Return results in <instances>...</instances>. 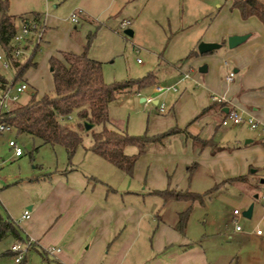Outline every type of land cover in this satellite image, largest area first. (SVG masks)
Segmentation results:
<instances>
[{
    "label": "rangeland",
    "instance_id": "rangeland-1",
    "mask_svg": "<svg viewBox=\"0 0 264 264\" xmlns=\"http://www.w3.org/2000/svg\"><path fill=\"white\" fill-rule=\"evenodd\" d=\"M8 1L9 13L18 18V26L21 25L19 17L30 19L34 13L47 16L50 22L59 21L58 26L53 29L54 32L49 35L48 43L41 41L36 51L35 44L27 49L25 47L28 44L22 45L24 55L21 59L26 61L33 54V62L38 67L36 70L30 68L31 70L23 76L32 89L20 96L17 105H25L34 89L38 90L37 95L53 92L49 57L57 50H75L80 53L87 44L89 33L94 35L89 56L102 64L103 77L107 84L136 81L153 75L158 85L168 89L174 86L180 77L176 75L178 66L182 67V77L189 74L190 78L186 82L196 76H202L199 68L201 65H207L205 62L202 64L203 54L197 53L190 59L187 58L193 52H198L199 43L204 42L205 34L212 29L213 24H216L217 31L224 32L230 25L235 26L238 20L229 13L228 2L225 0ZM79 12V23H73L71 17ZM126 23L129 25L123 27ZM126 30L133 31V36L126 35ZM223 48L217 52L222 54L228 49L227 45ZM0 55H4L1 49ZM212 72L213 69L208 73L209 76ZM0 74H5L10 80L14 77L13 71H6L1 62ZM186 82L179 86L177 91L166 90L159 93L155 90L156 85L138 92L126 91L109 107L110 127L125 131L129 135H143L145 132L149 135L152 132L153 120L157 122L160 119L157 116L158 106L141 100L153 98L169 109L179 98ZM192 86L194 85L189 87ZM199 120L204 128L209 126L217 129L219 123L221 125L219 116L201 117ZM220 128L230 130L223 126ZM94 130L99 131L101 127L96 126ZM176 136L165 141L164 146L169 148L167 152L176 138L179 141L182 139ZM10 140H14L22 148L24 155L21 158L14 157L13 150L8 145ZM91 143V134L85 133L84 146L88 148ZM127 152L135 154L136 149L128 148ZM85 156L81 149L72 161H69L62 146H41L39 139L17 134L16 130L0 135V214L16 219L27 199L46 195L56 179L67 177L66 169L74 165L89 178L98 177V196L114 189L118 191L121 203L122 200H127V191L136 190L135 196L134 193L128 195V200L144 212L143 224L147 225L151 219L149 213L152 207L162 201L158 197L149 196V193H142V186H134L129 178L132 176L112 167L104 159L98 158V164H95L92 157L86 159ZM55 170L62 172V175H58ZM80 172L77 177L82 176ZM93 172L98 174H92ZM189 185L192 191L198 193H204L213 187V184L203 180L193 181ZM181 188H188L187 184H182ZM122 195L125 196L121 197ZM251 205H254L253 217H242V213ZM235 210L241 213L239 224L243 232L237 233L234 230L231 219ZM263 214L259 200L253 199L250 184L232 183L213 191L203 204L194 205L187 225V234L203 247L211 264H264V254H261L257 262L253 263L251 260L250 252L255 250L256 245L251 243L252 240L248 236L251 231L256 230L257 225L264 226L259 222ZM11 241V238H7L0 242V255L11 246ZM27 257L28 264H51L36 252L28 253ZM0 264L15 263L12 258L5 257L0 260Z\"/></svg>",
    "mask_w": 264,
    "mask_h": 264
},
{
    "label": "crops",
    "instance_id": "crops-1",
    "mask_svg": "<svg viewBox=\"0 0 264 264\" xmlns=\"http://www.w3.org/2000/svg\"><path fill=\"white\" fill-rule=\"evenodd\" d=\"M228 7L229 13L234 15L235 20L238 19L236 25H230L232 27L229 26L227 31L219 32L215 29L216 24H213L212 29L205 34L204 42L222 44L218 49L221 51L231 36L249 35V38L236 48L226 49L222 54L218 50L203 54L202 64L205 62L207 65H201L200 68L205 66L206 72H201L199 68L202 76H196L190 82H186L190 78L189 74H185L188 75L187 78L185 75L182 77V67L178 66L176 75L180 77L174 86L178 89L185 82L186 84L179 98L169 109L165 107L164 112H160L159 101L154 99L152 104L158 106L157 116L160 119L157 122L153 120L152 132L149 134L159 135L174 128L182 129L188 124L184 129L190 136L205 141L213 140L215 145L201 149L194 145L191 138L179 133L178 136L182 139L179 141L176 138L169 146V152L168 147L152 146L147 154L137 160L133 176L129 178L134 186H142V193H149V196L158 197L162 201L152 207L149 213L151 219L147 225L143 224L144 212L128 200V195L134 193L135 196L136 190L127 191V200L121 199L122 202L119 203V193L114 189L98 196V177L89 178L74 165L66 169L68 176L56 179L46 195L27 199L16 219L6 216L21 229L23 237L31 243L26 252V264L30 252H36L51 264H211L203 247L188 236V223L184 233L176 230L179 215L188 209L191 212L199 202H166L153 194V191L170 189L205 194L232 183L244 182L250 184L253 199L259 200L264 210L259 197L264 188V183H261L264 181V138L259 132L251 131L245 126H230L225 127L230 130H221L219 123L217 129L209 126L204 128L199 120L201 117L219 116L222 121L226 111L232 108L264 120V25L256 17L243 20L238 10L231 9L230 2ZM58 23L57 20L50 22L45 16L41 41L48 43L49 35L54 32L53 29ZM83 50L80 53L75 50L74 52L81 54ZM63 52L71 51L57 50L49 60L51 57L63 60ZM37 67L31 69L36 70ZM212 69V75L209 76ZM230 73L235 75L232 82L226 80ZM23 82L28 85L27 93L32 87L26 79ZM191 84L194 86L189 87ZM156 86L161 85L157 83ZM36 93L38 90L34 89L31 95ZM217 98L225 100V113L213 110L194 121L199 112L215 103L214 99ZM82 150L86 159L92 157L91 161L98 164V155ZM193 164L198 166L189 179L188 168ZM55 172L62 175L59 170ZM78 172L82 174L81 177H77ZM240 177L242 179H238ZM197 180L210 182L213 184L212 189L204 193L192 191L189 184ZM184 183L188 188L180 189ZM26 211L30 213L28 219L23 218ZM253 212L254 205L252 217ZM233 217L234 214L232 219ZM259 222L264 224V214ZM260 225H257L256 230L264 229ZM256 230L248 235L251 243L256 245L255 250L250 252L253 263L264 254V236H257ZM7 238L12 239L11 246L0 255V260L8 257L17 264L16 255L11 248L14 244L18 243L23 247L26 243L17 242L12 236L2 241ZM51 249L55 251L51 253ZM44 252L46 255L42 254Z\"/></svg>",
    "mask_w": 264,
    "mask_h": 264
},
{
    "label": "trees",
    "instance_id": "trees-1",
    "mask_svg": "<svg viewBox=\"0 0 264 264\" xmlns=\"http://www.w3.org/2000/svg\"><path fill=\"white\" fill-rule=\"evenodd\" d=\"M231 3V9L239 11L243 20L256 17L264 25V0H225ZM21 25L18 26V18L9 13V1L0 0V49L9 60L11 70L14 73L12 80L0 74L3 86L23 82V76L30 68H36L33 62L34 55L23 61L21 57L12 56L15 46L13 39L26 21H33L41 30L45 29V17L34 13L32 18L19 17ZM89 21V20H88ZM94 35H87V44L81 54L72 52L61 53L62 59L51 57L49 67L53 77L54 89L51 93L43 96L33 94L25 105H14L0 116V123H5L16 130L17 134H24L37 138L41 146H62L65 148L69 161H72L81 149L91 151L104 159L127 176H133L137 160L148 153L152 146H164L165 141L179 133L193 140L194 145L205 149L215 145L213 140L205 141L198 137H192L185 129L174 128L165 133L149 136L144 133L140 136L129 135L125 131H119L110 127L109 107L117 98L125 93L135 90L136 92L157 84L156 77L146 76L140 80L125 83L107 84L103 77L102 64L89 56V49ZM25 49L35 44V51L39 43L30 38ZM193 52L187 59L195 56ZM23 57V56H22ZM221 110L225 113V104L215 102L203 110L194 119L197 120L208 112ZM92 128L87 131L85 124ZM100 126L101 130L94 128ZM90 133L91 146L86 148L83 144V135ZM128 148L136 149L135 154H129ZM197 164L188 168L190 179ZM242 179V177L238 178ZM153 194L161 197L164 201H187L204 203V199L211 192L195 194L191 192H179L175 190L153 191ZM190 209L179 215L176 230L184 233L190 217ZM12 236L17 242L29 243L23 237L21 229L9 218L0 214V242ZM46 255L45 252L42 253ZM26 254L19 264H26Z\"/></svg>",
    "mask_w": 264,
    "mask_h": 264
},
{
    "label": "built area",
    "instance_id": "built-area-1",
    "mask_svg": "<svg viewBox=\"0 0 264 264\" xmlns=\"http://www.w3.org/2000/svg\"><path fill=\"white\" fill-rule=\"evenodd\" d=\"M81 12L78 14H75L71 17V21L73 23L78 24L79 23V15ZM129 25V23L123 24V27H126ZM44 30H41L37 27V25L29 20L26 21L25 24H23L20 28V31L15 35L13 39V43L15 46V50L12 54L14 58H19L24 55V49L22 45L26 43L30 38H34L38 43L41 42L42 36H43ZM0 62L5 70H10V62L9 60L4 56L0 55ZM187 78L188 75H185ZM234 73H230L226 80L228 82H232L234 80ZM28 89V85L25 82H21L18 84H12V85H6L3 86V84L0 81V116L6 112H9V110L12 108V106L17 105L20 100V96L25 93ZM155 90L159 93H162L166 90H174L177 91L176 86H172L168 89L162 87V86H156ZM214 101L218 103H224L223 98H217L214 99ZM148 104L154 103L153 98H148L146 100ZM159 110L160 112L165 111V106L162 104H159ZM221 126L223 127H230V126H245L251 131H256L259 132V134L264 138V120H259L255 118L252 115L245 114V112L238 111L236 109H228L226 113L224 114V117L221 121ZM13 128L11 126L6 125L5 123H0V133H6V132H11ZM9 147L13 150V155L15 157H21L23 155V150L17 142L14 140H10L8 143ZM260 200L262 201L264 205V188L262 189L260 193ZM234 217L232 219V222L235 226V230L237 232L242 231V226L239 224V218L241 216V213L238 210L234 211ZM30 217L29 211H26L24 213L23 218L28 219ZM256 235L257 236H264V229H257L256 230ZM31 243H26L25 246H21L20 244H14L11 248V251L16 255L15 256V262L19 264L24 255L26 254L27 250L30 248ZM55 250L51 249L50 252L53 253Z\"/></svg>",
    "mask_w": 264,
    "mask_h": 264
},
{
    "label": "water",
    "instance_id": "water-1",
    "mask_svg": "<svg viewBox=\"0 0 264 264\" xmlns=\"http://www.w3.org/2000/svg\"><path fill=\"white\" fill-rule=\"evenodd\" d=\"M125 34L128 36H133V31L126 30ZM248 38H249V35L231 36L227 40V46L230 49L236 48L237 46L244 43ZM221 47H222V44L201 42L198 46V52L200 54H206V53H210V52H213L215 50H218ZM200 71L206 72V67L204 66L203 68H200ZM142 101H145V99H142ZM155 104H157L156 101H155ZM85 128L87 131H89L92 128V126L90 124L86 123ZM261 183H264V181H262ZM255 198H258V196H256ZM252 211H253V205H251L248 210L243 212V216L247 219H251L252 218Z\"/></svg>",
    "mask_w": 264,
    "mask_h": 264
}]
</instances>
